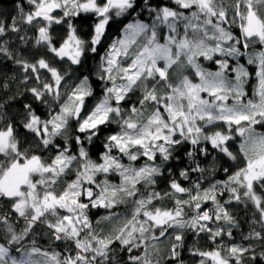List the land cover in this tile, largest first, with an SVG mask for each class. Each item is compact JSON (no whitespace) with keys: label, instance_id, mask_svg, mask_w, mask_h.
I'll list each match as a JSON object with an SVG mask.
<instances>
[{"label":"clouds","instance_id":"obj_1","mask_svg":"<svg viewBox=\"0 0 264 264\" xmlns=\"http://www.w3.org/2000/svg\"><path fill=\"white\" fill-rule=\"evenodd\" d=\"M250 18L264 0H0V264H264Z\"/></svg>","mask_w":264,"mask_h":264},{"label":"snow or ice","instance_id":"obj_2","mask_svg":"<svg viewBox=\"0 0 264 264\" xmlns=\"http://www.w3.org/2000/svg\"><path fill=\"white\" fill-rule=\"evenodd\" d=\"M111 2L113 3L114 6L116 7H123L124 4L126 3V0H111ZM91 5L90 4H85L82 7H84L85 9L89 8ZM137 28H142L143 26L138 25L136 26ZM245 31H249V32H256L258 35H260V37L262 39H264V31H260V29L256 26V24L253 23L252 19H249V24L248 27L245 29ZM245 45H241V47L243 48ZM260 63L264 64V53L260 54ZM161 75H163V73H161ZM228 119H231L232 123L235 124H240L242 121H247L249 120V117L247 115H240L237 116L235 118H231L229 117ZM99 121H93V125H95L96 123H98ZM87 124V122H85ZM189 131H191V129H189ZM243 129H241V132L243 133ZM113 139H115V137H113ZM220 141L223 142L226 137L220 136L219 137ZM136 143H139V141H136ZM213 143H216V140H213ZM256 146H257V151H264V139H260L256 142ZM243 173V179L245 181H247L248 183V187L249 189H251L252 187V183L253 180L261 174H264V155H257V158L254 160H248L247 161V165H246V170H242ZM240 175L241 173H237L236 174V179L239 182L240 179ZM163 215H168L167 213H164ZM66 220H68V217H65ZM153 220H156L157 217H153ZM204 219H207V217L205 216ZM70 222V220H69ZM159 222V221H157ZM233 251H235V249H233ZM207 255H211V253H208Z\"/></svg>","mask_w":264,"mask_h":264},{"label":"trees","instance_id":"obj_3","mask_svg":"<svg viewBox=\"0 0 264 264\" xmlns=\"http://www.w3.org/2000/svg\"><path fill=\"white\" fill-rule=\"evenodd\" d=\"M97 147H99V146H97ZM221 178H223V177H221Z\"/></svg>","mask_w":264,"mask_h":264}]
</instances>
